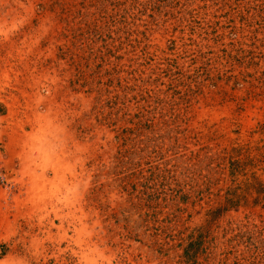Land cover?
<instances>
[{
  "label": "rangeland",
  "instance_id": "374dc122",
  "mask_svg": "<svg viewBox=\"0 0 264 264\" xmlns=\"http://www.w3.org/2000/svg\"><path fill=\"white\" fill-rule=\"evenodd\" d=\"M0 264H264V0H0Z\"/></svg>",
  "mask_w": 264,
  "mask_h": 264
}]
</instances>
